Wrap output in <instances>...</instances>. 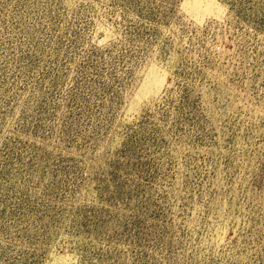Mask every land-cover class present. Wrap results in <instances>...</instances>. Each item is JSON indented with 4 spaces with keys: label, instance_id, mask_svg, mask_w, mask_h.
I'll return each mask as SVG.
<instances>
[{
    "label": "rangeland",
    "instance_id": "1",
    "mask_svg": "<svg viewBox=\"0 0 264 264\" xmlns=\"http://www.w3.org/2000/svg\"><path fill=\"white\" fill-rule=\"evenodd\" d=\"M0 264H264V0H0Z\"/></svg>",
    "mask_w": 264,
    "mask_h": 264
}]
</instances>
